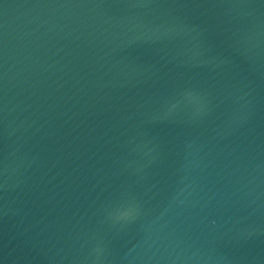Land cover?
<instances>
[{"label":"water","instance_id":"1","mask_svg":"<svg viewBox=\"0 0 264 264\" xmlns=\"http://www.w3.org/2000/svg\"><path fill=\"white\" fill-rule=\"evenodd\" d=\"M0 264H264V0H0Z\"/></svg>","mask_w":264,"mask_h":264},{"label":"clouds","instance_id":"2","mask_svg":"<svg viewBox=\"0 0 264 264\" xmlns=\"http://www.w3.org/2000/svg\"><path fill=\"white\" fill-rule=\"evenodd\" d=\"M137 212H138V208L135 206V204L130 203L127 207H124L122 209H117L112 218L114 222L129 220L135 218ZM102 251L103 249L98 247L96 249L97 255H99Z\"/></svg>","mask_w":264,"mask_h":264}]
</instances>
